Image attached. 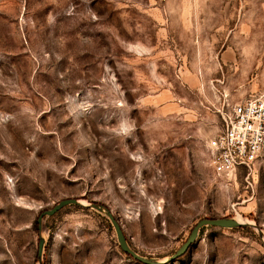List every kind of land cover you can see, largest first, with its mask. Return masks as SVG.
<instances>
[{
	"label": "rangeland",
	"instance_id": "obj_1",
	"mask_svg": "<svg viewBox=\"0 0 264 264\" xmlns=\"http://www.w3.org/2000/svg\"><path fill=\"white\" fill-rule=\"evenodd\" d=\"M264 97V0H0V264H264V155L215 175L220 111ZM44 238L37 260V240Z\"/></svg>",
	"mask_w": 264,
	"mask_h": 264
},
{
	"label": "built area",
	"instance_id": "obj_2",
	"mask_svg": "<svg viewBox=\"0 0 264 264\" xmlns=\"http://www.w3.org/2000/svg\"><path fill=\"white\" fill-rule=\"evenodd\" d=\"M219 115L221 125L208 144L213 174L251 175L264 155V97L250 94Z\"/></svg>",
	"mask_w": 264,
	"mask_h": 264
},
{
	"label": "water",
	"instance_id": "obj_3",
	"mask_svg": "<svg viewBox=\"0 0 264 264\" xmlns=\"http://www.w3.org/2000/svg\"><path fill=\"white\" fill-rule=\"evenodd\" d=\"M77 205L81 207H87L90 206L94 208L97 211H104L106 217L108 218L114 233L116 237V242L119 247V249L127 256H129L131 259L134 261L141 263V264H170L179 257H181L189 248L190 246L194 243L195 238L197 236V232L200 227L202 226H214L218 228H237V227H242L245 225H250L253 226L252 223L246 222V221H237L235 218L232 217H219V218H201L196 223L192 226L190 229L187 237L185 240L171 253L168 257H166L164 260H157L152 257H146L138 254L136 251H134L129 245L127 244V241L125 239V236L121 230V227L117 220L113 217L111 212L105 208H103L100 205H97L95 203H89L88 205H85L82 203L79 199L76 198H65L57 201L52 207L49 209L42 210L39 212L36 218V223L39 224L40 220L44 216H51L54 214L56 211H58L60 208L66 205ZM254 227V226H253ZM257 234L261 236V231L260 229L254 227ZM44 243V238L39 236L37 240V249H36V256L37 260H39L42 252V247Z\"/></svg>",
	"mask_w": 264,
	"mask_h": 264
},
{
	"label": "bare ground",
	"instance_id": "obj_4",
	"mask_svg": "<svg viewBox=\"0 0 264 264\" xmlns=\"http://www.w3.org/2000/svg\"><path fill=\"white\" fill-rule=\"evenodd\" d=\"M83 203V202H82ZM237 221H239L238 219H236ZM240 222H242V221H240Z\"/></svg>",
	"mask_w": 264,
	"mask_h": 264
},
{
	"label": "trees",
	"instance_id": "obj_5",
	"mask_svg": "<svg viewBox=\"0 0 264 264\" xmlns=\"http://www.w3.org/2000/svg\"><path fill=\"white\" fill-rule=\"evenodd\" d=\"M36 222V221H35Z\"/></svg>",
	"mask_w": 264,
	"mask_h": 264
}]
</instances>
